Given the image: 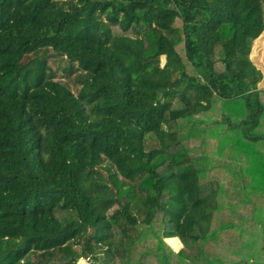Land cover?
<instances>
[{"label": "trees", "instance_id": "1", "mask_svg": "<svg viewBox=\"0 0 264 264\" xmlns=\"http://www.w3.org/2000/svg\"><path fill=\"white\" fill-rule=\"evenodd\" d=\"M263 31L264 0H0V264H264L229 233L264 197Z\"/></svg>", "mask_w": 264, "mask_h": 264}, {"label": "rangeland", "instance_id": "2", "mask_svg": "<svg viewBox=\"0 0 264 264\" xmlns=\"http://www.w3.org/2000/svg\"><path fill=\"white\" fill-rule=\"evenodd\" d=\"M254 55L256 56V61H257V65L258 67L261 69V71H263L264 73V38L261 40V43L254 49ZM264 79V77H263ZM264 86V83H263ZM203 118H214L217 117L216 112L214 111H207V113H205L203 116ZM215 127V126H214ZM213 134L208 135L207 139H208V147H213V150H211L210 155L212 157V159H216V158H225L224 160H226V156L224 154H220L217 150H216V146H218L219 144V134L221 132L220 127H215L213 128ZM227 161V160H226ZM220 174L222 175V180L221 183H223V185L227 186V179L226 177L228 176L227 174V170L226 168L224 169H219ZM255 181V180H254ZM250 183V184H249ZM248 184V191L247 194H251L252 189L250 188H256L257 185L255 182H249ZM237 185V184H236ZM251 185V186H250ZM223 198L226 196H222ZM261 197V196H260ZM259 206H257V210L255 213V218L259 219L257 221H253V222H245L242 225V231L239 232V229L236 227H234L232 230L229 231L230 236L233 238L232 240V247H236L241 249V251L245 252L246 250H243L242 246L243 243L250 245L249 247H252V253L251 256H249L251 258L250 261H263L264 262V255L262 256L259 252L260 250V244L262 243V232H263V227H264V197L262 196V199H260L258 201ZM250 203H245V204H239L237 206H235L236 211L235 214H250ZM240 234H239V233ZM264 233V232H263ZM230 238L229 236L224 237V242L221 244L222 246H224L223 244L227 242V239ZM168 239L170 238H166V241H168ZM226 241V242H225ZM169 245L177 250L178 246H174L171 243H169ZM259 249V250H258ZM262 252V251H261ZM253 254V256H252ZM263 254V253H262ZM85 261V260H84ZM83 261V262H84ZM82 260H80L77 264H81ZM88 264V261H85Z\"/></svg>", "mask_w": 264, "mask_h": 264}, {"label": "crops", "instance_id": "3", "mask_svg": "<svg viewBox=\"0 0 264 264\" xmlns=\"http://www.w3.org/2000/svg\"><path fill=\"white\" fill-rule=\"evenodd\" d=\"M264 38V31L253 41V44H252V47H251V50H250V54H249V57L252 61V63L261 71V69L258 67L257 65V61H256V56L254 55V49L261 43V40ZM261 74H262V78L261 80L259 81L258 83V89H264V86H263V83H264V73L263 71H261ZM172 238H175V237H172ZM177 239V238H176ZM166 240V239H165ZM178 240V239H177ZM179 242V247H181V242L178 240ZM178 247V248H179ZM175 250V249H174Z\"/></svg>", "mask_w": 264, "mask_h": 264}]
</instances>
